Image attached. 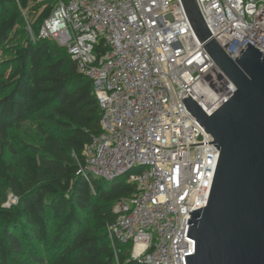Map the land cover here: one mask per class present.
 <instances>
[{
  "label": "built area",
  "instance_id": "built-area-1",
  "mask_svg": "<svg viewBox=\"0 0 264 264\" xmlns=\"http://www.w3.org/2000/svg\"><path fill=\"white\" fill-rule=\"evenodd\" d=\"M50 13L32 42L64 48L91 84L100 132L83 148L80 173L135 192L113 205L114 249L131 244L141 264H186L190 210L206 206L219 150L186 110L189 94L210 115L235 91L203 49L181 0H34ZM232 59L250 43L264 53V0H195Z\"/></svg>",
  "mask_w": 264,
  "mask_h": 264
},
{
  "label": "trees",
  "instance_id": "trees-1",
  "mask_svg": "<svg viewBox=\"0 0 264 264\" xmlns=\"http://www.w3.org/2000/svg\"><path fill=\"white\" fill-rule=\"evenodd\" d=\"M30 2L0 0V52L8 56L0 61V264H141L131 244L115 252L106 232L114 203L135 185L79 172L85 144L100 132L91 82L53 41L8 45ZM28 11L37 32L50 6ZM26 121L36 124L37 142L16 147L10 133ZM9 192L16 202L3 206Z\"/></svg>",
  "mask_w": 264,
  "mask_h": 264
},
{
  "label": "water",
  "instance_id": "water-1",
  "mask_svg": "<svg viewBox=\"0 0 264 264\" xmlns=\"http://www.w3.org/2000/svg\"><path fill=\"white\" fill-rule=\"evenodd\" d=\"M203 49L235 91L207 115L182 102L219 150L206 206L190 210L184 235L194 239L186 264H264V53L250 43L230 58L210 39L195 0H181Z\"/></svg>",
  "mask_w": 264,
  "mask_h": 264
},
{
  "label": "rangeland",
  "instance_id": "rangeland-1",
  "mask_svg": "<svg viewBox=\"0 0 264 264\" xmlns=\"http://www.w3.org/2000/svg\"><path fill=\"white\" fill-rule=\"evenodd\" d=\"M34 3L36 2H30L26 9L21 10V15L23 17V23L17 25L19 34H17V36H12L13 34L11 33L10 40L8 41V45H12L14 43L20 42L23 39L29 37V31L27 29L28 24L30 25L32 31L35 32L34 31L35 28L32 27V23H34L35 16L29 14V11H28V9H30V7L34 5ZM7 57L8 56L0 52V61L6 59ZM10 135H11V141L14 143L16 147H18L22 141L35 144L38 139L36 124L31 121H26L20 130L11 131ZM4 158L6 160H10V158L12 157L8 151H5ZM13 162L16 165L17 162L16 161H13ZM122 178H125V177H122ZM15 202H16L15 197L9 192L7 195V199L4 202L3 206H10L11 204Z\"/></svg>",
  "mask_w": 264,
  "mask_h": 264
}]
</instances>
